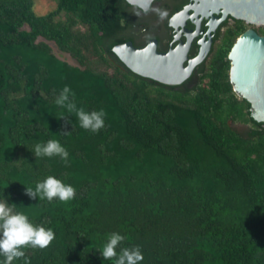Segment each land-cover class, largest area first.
Listing matches in <instances>:
<instances>
[{
  "label": "trees",
  "instance_id": "16d2710c",
  "mask_svg": "<svg viewBox=\"0 0 264 264\" xmlns=\"http://www.w3.org/2000/svg\"><path fill=\"white\" fill-rule=\"evenodd\" d=\"M54 1L36 14L34 0H0V200L55 233L46 249L25 250L30 264H112L96 249L114 231L126 236L120 247H141L140 264H264V123L228 79L243 22L165 84L112 51L131 38L126 0ZM65 85L78 108L104 109L97 133L55 104ZM49 139L67 164L36 159ZM48 175L74 199L26 194Z\"/></svg>",
  "mask_w": 264,
  "mask_h": 264
},
{
  "label": "water",
  "instance_id": "95a60500",
  "mask_svg": "<svg viewBox=\"0 0 264 264\" xmlns=\"http://www.w3.org/2000/svg\"><path fill=\"white\" fill-rule=\"evenodd\" d=\"M200 5L210 10L205 11L198 7ZM188 9L193 12L189 13ZM219 11L222 16L229 14L246 23L264 24V0H200L197 4L192 2L185 5L179 14L190 17L198 13L206 16L211 14L210 20L217 21L221 18L216 19L212 13ZM210 26L212 28L214 25L210 23ZM181 30L187 35L191 34L186 28L179 29ZM187 50L188 39L163 53L156 49L154 40L142 47L134 46L131 41L112 46V51L130 70L165 84L181 83L207 51L201 48L195 57L187 59ZM227 58L228 79L232 90L249 103L252 119L264 123V34L247 27L236 36L227 52ZM186 59L187 63L184 64Z\"/></svg>",
  "mask_w": 264,
  "mask_h": 264
},
{
  "label": "clouds",
  "instance_id": "9594fccd",
  "mask_svg": "<svg viewBox=\"0 0 264 264\" xmlns=\"http://www.w3.org/2000/svg\"><path fill=\"white\" fill-rule=\"evenodd\" d=\"M129 4L139 5L145 12L151 0H128ZM74 96L72 89L65 85L55 99V104L66 109L68 113H74L79 126L85 130L97 133L104 127L106 113L103 108L86 111L83 107H77L70 97ZM63 117V116H61ZM36 159L58 156L62 162H69V153L59 140L49 139L45 143L37 142L32 150ZM26 194L31 198L52 202L58 199L67 203L74 199L76 189L64 183L55 176L48 175L37 181L35 187L25 188ZM55 239V233L51 228L35 224L24 212L17 211L14 203L0 200V256L4 257L0 264H13L17 259L24 258V264H30L25 250L46 249ZM126 236L119 232L106 234V239L98 250L104 260L112 261V264H140L144 256L139 245L120 247ZM119 248V251L117 249Z\"/></svg>",
  "mask_w": 264,
  "mask_h": 264
},
{
  "label": "flooded vegetation",
  "instance_id": "af4514ba",
  "mask_svg": "<svg viewBox=\"0 0 264 264\" xmlns=\"http://www.w3.org/2000/svg\"><path fill=\"white\" fill-rule=\"evenodd\" d=\"M199 1L200 0H151L147 12L136 5H132L134 6V9H132L133 25L128 29L131 38L123 42L131 41L134 46L142 47L146 46L151 40H154L156 49L163 53L168 52L179 42L185 43L188 39L187 59L195 57L201 48L205 51L207 50L205 56L193 65L189 73L190 75L196 70L197 65L205 60L213 44L217 42V40H220L225 31L236 28L238 24L236 20H240L229 14L222 16L220 11L212 13L216 19L221 18L217 21L210 20L211 14L206 16L198 13V15H194L193 17L179 14V12H182L185 5L192 2L197 4ZM198 7L205 11L210 10L209 8H204L203 5ZM188 11L189 13L193 12L192 9H188ZM241 21L245 25L244 29L252 27L257 33L264 34V29H262L263 33L259 31V27L264 24L254 25L250 24V22L246 23L243 20ZM210 23L214 25L212 28ZM182 28H186L191 34L187 35L185 31H179V29ZM219 32L220 36L215 38L216 34ZM187 59L183 61L184 64L187 63Z\"/></svg>",
  "mask_w": 264,
  "mask_h": 264
},
{
  "label": "rangeland",
  "instance_id": "374dc122",
  "mask_svg": "<svg viewBox=\"0 0 264 264\" xmlns=\"http://www.w3.org/2000/svg\"><path fill=\"white\" fill-rule=\"evenodd\" d=\"M55 7L54 0H34V12L36 14H44ZM264 29V25L261 26ZM57 54V53H56ZM58 55V54H57ZM67 61L72 62V59L66 57Z\"/></svg>",
  "mask_w": 264,
  "mask_h": 264
}]
</instances>
